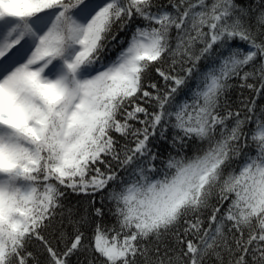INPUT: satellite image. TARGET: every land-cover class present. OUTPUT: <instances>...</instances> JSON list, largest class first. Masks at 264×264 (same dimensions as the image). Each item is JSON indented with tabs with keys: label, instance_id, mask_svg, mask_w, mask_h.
Listing matches in <instances>:
<instances>
[{
	"label": "snow or ice",
	"instance_id": "obj_1",
	"mask_svg": "<svg viewBox=\"0 0 264 264\" xmlns=\"http://www.w3.org/2000/svg\"><path fill=\"white\" fill-rule=\"evenodd\" d=\"M169 4L0 0V264H33L34 239L48 264H68L83 232L59 251L44 231L63 218L66 190L103 192L117 168L128 179L107 194L115 223L95 226L100 264H264V110L257 114L254 99L235 110L227 101L236 78L264 95V0ZM134 18L144 25L104 63ZM150 67L164 90L145 86ZM194 75L190 98L175 103ZM169 128L173 146H205L157 167L152 138L165 140ZM169 236L179 252L161 250Z\"/></svg>",
	"mask_w": 264,
	"mask_h": 264
},
{
	"label": "trees",
	"instance_id": "obj_2",
	"mask_svg": "<svg viewBox=\"0 0 264 264\" xmlns=\"http://www.w3.org/2000/svg\"><path fill=\"white\" fill-rule=\"evenodd\" d=\"M155 4L158 6H165L167 10L171 11V6L169 4V0H154ZM238 3L243 4L244 6H248L251 4L255 7V0H237ZM144 21L140 19H135L126 27L123 31H117V39L124 40L125 43L120 45L119 47L115 46L116 42H113L112 45L106 49L102 60L104 63H108L110 60H114L118 55L121 48L126 47V42L130 39L132 32L137 26H143ZM173 35L175 32L173 30ZM234 47L246 48L247 46L240 41H233ZM211 64V59H202L197 65V69H194V74L197 72H203L207 70L209 65ZM170 65V60L165 61L161 67L164 70H168ZM179 69V66H177ZM173 74H176L175 72ZM183 74V73H181ZM155 83L158 88L164 90L166 85L164 80L159 77L157 74L155 67H150L148 73L145 76V86L148 84ZM197 80L195 75L188 81L187 87H183L178 90L175 95V103H180L185 99L190 98V89H194L196 87ZM243 81L236 78L231 81V88L227 93V101L233 110L241 107L242 100H255L257 107V114L260 113L261 110H264V95L259 97L256 96L255 92L247 87H241ZM248 83L256 84L259 87V83L256 80H249ZM151 90V89H150ZM151 109V105H148ZM140 125H137L139 127ZM248 129L254 128V125L249 124ZM175 134L174 130L169 128L166 133V139L160 140L158 137H153L154 141L153 150L158 154V160L155 162L157 167H163V161H165L169 155L178 156L184 155L185 157H192L198 154L199 149L203 148L205 145L200 141L195 139L189 140L186 142L184 148L180 149V142L177 141L176 145L173 146L172 137ZM121 144L126 143L123 138L118 137ZM253 153L255 152V148L251 149ZM115 164V162H113ZM118 173V180L110 184L108 188L104 189L103 192H97L94 195H89L85 193H74L71 189L65 191V197L63 198L64 204V216L56 217V223L52 228H49L44 231L45 239L50 242V244L58 249L59 251H63L65 249L66 244L71 242L72 237L75 235L77 228L80 232H83L84 239L83 244L84 247L75 252L73 255L68 257V264H100L101 257L97 253H95L91 247L92 245V237L94 234L95 226L97 223H103L106 226H111L115 223V218L112 215L113 204L107 199V194L109 190L114 186V184L119 183V179L127 180L128 176L119 168L116 169ZM227 205H225L226 207ZM101 208L103 215L96 216L95 209ZM71 210V217L73 222H69L68 218V210ZM59 211V210H58ZM207 213H205V217ZM81 217H85V222L76 223V221H80ZM61 233H63V238L61 237ZM191 238V237H190ZM174 249L176 252H179V248L176 245L175 238L169 236L166 238L164 244L161 245V250L164 248ZM28 251L33 254V264H48L49 255L42 245V243L38 240H32L28 244ZM170 254H172L170 252Z\"/></svg>",
	"mask_w": 264,
	"mask_h": 264
}]
</instances>
